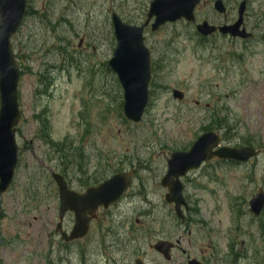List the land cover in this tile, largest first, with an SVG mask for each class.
<instances>
[{"label":"rangeland","instance_id":"rangeland-1","mask_svg":"<svg viewBox=\"0 0 264 264\" xmlns=\"http://www.w3.org/2000/svg\"><path fill=\"white\" fill-rule=\"evenodd\" d=\"M151 1L29 0L28 14L12 38L21 69L22 119L14 183L0 196V264H105L96 254L95 228L107 225V217L62 253L55 234L59 196L51 174L67 176L78 189L135 167L141 178L114 217L130 213L129 203L139 204L145 196L157 215L165 214L159 180L166 159L189 149L210 121L222 118L232 128L224 145H253L260 154L248 164L212 165L211 172L196 173L187 183L199 214L193 228H204L219 258L234 246L245 254L238 264H264V212L256 218L249 206L264 190V0H247L244 26L254 37L246 41L217 34L201 45L195 25L184 21L155 33L147 29L152 63L161 67L153 71L143 120L133 124L123 116L117 77L104 66L116 47L111 15L141 25ZM214 1L203 0L197 22L220 26L237 20L242 0H223L226 19L214 11ZM173 89L185 93L182 102L173 100ZM79 154L85 173L74 163ZM141 183L146 189L138 193ZM73 223V216L66 217L65 229ZM145 236L140 243L146 251L152 235ZM104 255L108 258V252Z\"/></svg>","mask_w":264,"mask_h":264},{"label":"water","instance_id":"water-1","mask_svg":"<svg viewBox=\"0 0 264 264\" xmlns=\"http://www.w3.org/2000/svg\"><path fill=\"white\" fill-rule=\"evenodd\" d=\"M201 0H154L150 4L148 20L142 26H131L124 23L113 14L114 33L117 47L108 65L118 76L124 91L123 111L126 118L139 123L149 101V83L151 80L150 50L145 46L144 31L151 19L155 22L151 26L153 32L167 23H175L182 19L187 22L195 21V8ZM27 0H0V193H5L11 186L17 166L16 126L19 124L21 113L18 102V85L20 78L19 64L13 52L11 38L19 29L25 12ZM215 9L220 14L226 13L222 0L215 2ZM246 1L239 7V20L232 26L216 28L208 22L197 25V31L203 36H210L219 30L222 34L232 37L248 38L251 35L240 30ZM174 99L182 100L183 94L177 90L173 92ZM220 137L215 132H208L193 144L187 152H175L168 160V171L162 179V186L168 187V202H174L177 209L185 204L183 199V185L180 177L189 171L198 169L203 162L214 158L246 162L256 155L253 148L233 149L220 145ZM59 188L60 209L57 232L62 240L70 242L81 239L88 232L91 217L95 216L100 206L108 208L115 203L130 186L133 173L118 174L98 187L90 188L83 195L68 189L64 178L58 174L52 175ZM251 211L259 216L264 207V193L262 190L250 202ZM75 214V225L70 234L62 230V220L67 212ZM89 215L91 217H89ZM156 247L164 251L160 245Z\"/></svg>","mask_w":264,"mask_h":264},{"label":"flooded vegetation","instance_id":"flooded-vegetation-1","mask_svg":"<svg viewBox=\"0 0 264 264\" xmlns=\"http://www.w3.org/2000/svg\"><path fill=\"white\" fill-rule=\"evenodd\" d=\"M196 105H199V102ZM212 164L221 165L222 162L212 161L207 165ZM136 169L135 181L139 178V173L141 174ZM78 171L79 173H85L84 167L79 168ZM199 172L201 170L191 172L182 179L185 187L184 196L189 205V209L184 210L182 218L175 212V206L165 200L168 189L163 188L161 184L160 199L167 209L165 214L157 215V208L148 204V201H153L148 200L147 196H145L144 198L141 197L143 201L139 204L138 202L129 203L132 205L129 208L130 213H125L118 218L114 217V211L122 207L125 200L130 197V191L135 187V181L131 189L117 203L112 205L110 209L105 210L100 208L97 218L90 224L91 230L94 227L103 225L106 217L109 223L103 225L102 228H95L99 235L96 254L103 259L105 264H238V260L244 254L237 253L234 250V246H232V250H230L228 256L219 258L217 252L211 250L212 245L209 244V237L204 228H193L199 214L196 203L194 202L193 204V200L188 196L187 183L192 181L197 175L196 173L199 174ZM65 178L69 187L77 192L83 193L90 187L82 184L80 188L75 189L70 183V178L67 176ZM142 188L146 189L144 183L138 186V193L141 192ZM136 213L139 214L138 218L132 219L133 216H137ZM159 216L161 217L159 218ZM160 220V224L155 228V223H158ZM185 226L189 228H185ZM145 234L152 235L148 244L149 250L146 251L142 243H140L147 240ZM157 243H163V247H165L164 251L159 252V250L154 248ZM148 251L152 253V258L150 259L146 257L149 253ZM104 252H108V258L106 259L103 258L105 256Z\"/></svg>","mask_w":264,"mask_h":264},{"label":"trees","instance_id":"trees-1","mask_svg":"<svg viewBox=\"0 0 264 264\" xmlns=\"http://www.w3.org/2000/svg\"><path fill=\"white\" fill-rule=\"evenodd\" d=\"M206 130L207 131L208 130H223L226 134V133H229L232 130V128L229 126L227 120H225V119H222V120L221 119L220 120L214 119L213 121H210L209 128Z\"/></svg>","mask_w":264,"mask_h":264}]
</instances>
